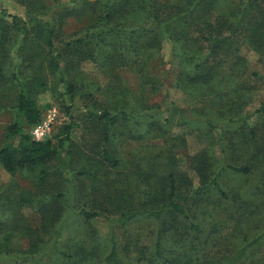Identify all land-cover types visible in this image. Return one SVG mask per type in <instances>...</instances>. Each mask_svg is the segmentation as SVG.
Instances as JSON below:
<instances>
[{
    "label": "trees",
    "instance_id": "obj_1",
    "mask_svg": "<svg viewBox=\"0 0 264 264\" xmlns=\"http://www.w3.org/2000/svg\"><path fill=\"white\" fill-rule=\"evenodd\" d=\"M20 1L25 5L26 18L0 10V109H10L15 114L14 121L5 129L0 166L12 173L35 174L37 191L20 193L15 200L19 205L35 208L41 221L38 226L20 222L9 228L7 216L0 217V262L36 259L48 264H264V255L254 253L256 248L253 249L264 239V231L252 239L243 233L240 243L224 242L220 236H214L219 233L218 224L210 223L206 233V223L191 214L185 203L191 199V193L199 199L201 188L214 186L225 195L217 176L210 178L214 165L204 154L195 160L198 173L205 181L204 187L195 188L192 184L189 190L180 192L177 186L180 179L171 172L159 192H144L139 206L124 209L119 214H113L100 194L105 196V191L109 192L105 180L108 187L116 185L109 176L115 169L120 171L123 165L113 144L115 137L126 143L143 138L152 141L155 135H164L167 126L172 127L175 121L174 102L166 101L164 111L162 103L152 106L150 102V95H155L166 82L155 74L165 64L161 55L164 40L172 42L171 61L177 59L175 75L170 81L175 87L190 92L200 87L209 88L222 77L235 82L230 91L236 95L226 100L228 94L219 100L209 96L210 110L199 107L192 114L194 121L225 130L232 123L248 121L255 111L264 112V100L256 110L242 112L245 91L241 79L246 67L243 68L245 58L237 52L240 47L237 36L240 35L246 39V44L264 55V11L261 10L260 15L251 14L253 6L246 3L240 7L238 18H229L217 11V0H70L72 6L54 12L57 6L64 4L58 3L52 8L44 0ZM67 20L81 24V28L65 31ZM85 61L96 62L105 73L120 67L131 69L138 78L137 91L123 86L121 78L120 84L114 86L111 80H105L104 84L89 78L81 71ZM49 74L59 75L71 105H77L82 95L85 97L82 121L89 126L91 134L74 140L71 131L76 117L72 114L71 120L75 118L63 128V136L57 142L50 137L38 141L31 132H25V124L33 127L42 119L37 97L48 89ZM100 91L107 95L105 105L93 100ZM218 105L220 120H216ZM167 109L172 112L166 114ZM239 128L236 125L228 130L239 132ZM249 130L240 140L243 146L256 148L248 163L231 164L224 160V167L243 174L264 172V124ZM188 179L187 175L183 176L185 185L192 182L191 179L187 182ZM78 181L82 182L79 186ZM102 182L104 188L100 186ZM77 192L83 199L93 195L91 202L74 208L69 198L76 197ZM115 192L109 193L111 201ZM257 199L253 204L242 201L246 206L244 214H238V220L245 215L254 216V221L256 217L264 219V199H260V194ZM168 215L172 218L167 219ZM100 216L109 220L113 231L138 216L155 220L159 227L154 250L148 254L144 245L138 256L126 260L120 257L118 238L114 234L110 253L100 260L94 258L95 253L85 240L69 248L62 245L66 225H71L78 217L84 223ZM174 219L187 223L188 237L175 226ZM171 228L179 237L175 247L165 237ZM204 232L203 237L199 235ZM48 235L50 238L46 239ZM130 245L132 242L127 241L124 246Z\"/></svg>",
    "mask_w": 264,
    "mask_h": 264
},
{
    "label": "rangeland",
    "instance_id": "obj_2",
    "mask_svg": "<svg viewBox=\"0 0 264 264\" xmlns=\"http://www.w3.org/2000/svg\"><path fill=\"white\" fill-rule=\"evenodd\" d=\"M44 1L52 8L58 3L64 4V6L61 5L62 7L58 4L59 6L54 9V12L64 7L72 6L70 0ZM246 3L248 5L251 3V6H253L251 14L259 13L261 10L264 11V0H217L216 9L218 12L229 16V18H238L240 7L245 6ZM218 4L220 10L218 9ZM237 5L240 6L234 8ZM2 9L7 13L19 14L23 18H26L27 15L25 5L20 0H0V10ZM8 18L10 19V17ZM64 25L65 31L67 30L68 32L81 28V24L72 23L70 20H67ZM237 39L240 41V47L237 52L245 58L243 68L246 67V73L241 79L244 84V88L242 89L245 91V107L242 112L245 113L259 108L261 102L264 100V55L257 53L251 46L246 44V39L242 36L238 35ZM172 47V42L164 40L161 55L165 64L157 69L155 74L166 82L155 95H150V102L152 106L162 103L164 108L162 111L167 107V102L168 104L174 102V105L177 107L174 116L175 121L172 127L170 125L167 126L169 133L168 130H165L164 135H155L156 138L152 141L143 138L132 143H126L120 140V138L116 139L115 137L113 144L116 145V151L122 157L123 165L120 171L115 169L116 171H112L109 176V178L111 177L116 182V185L108 187L105 180V188H108L109 192L105 191V196L104 193L100 194L103 200H105V204L111 206L113 214H119L124 209L127 210L128 208L139 206L141 201H143L144 192H159L171 172H174L176 178L180 179V184L177 181L180 192H186V189L189 190L192 184L195 188L201 185L204 187L205 181L201 179L195 166L197 156L204 154L214 165L212 169L214 173H211L210 178L212 179L217 176L220 182L219 186L224 190L225 195L223 196L221 191L214 186L208 189L201 188L199 199L198 195L193 196V193H191V199L185 202L190 207L191 214L198 221L206 223V233L209 230L210 223L218 224L219 233H215L214 236H220L219 239L221 238L224 242L235 241L236 243H240L242 242L241 235L243 233L248 234L249 238L252 239L264 231V219L260 220V218L256 217L254 221V216L252 215H245L242 220H238L237 217L239 213L244 214L246 205L242 201L246 200L247 203L253 204V200H259L257 199L259 194L260 199H264V172L257 170L251 174L239 173L229 167H224L223 161L241 165L248 163L250 154L256 148L253 145H251L252 147L243 146L240 141L241 136L243 137L242 134L244 133L248 134L250 127L264 124V112L261 110L255 111L248 118V121L241 120L238 123H232L225 130L219 126L211 128L207 123L194 121L192 114L199 107H206V110H210L207 104L209 96L213 100H219L222 96L225 97L228 94V97L224 99L226 100L236 95L230 91L235 82L225 81L222 77L218 81H214V84L209 88L200 87L192 89L190 92L189 90L185 91L183 88L175 87L170 83L174 78V70L177 67V59L171 61ZM235 57L231 59L235 60ZM81 71L89 78H96L104 84L105 80H111L113 86L115 83L117 85L120 84L119 78H121L123 86L128 85L129 89L133 92H136L139 86L137 75L129 68L120 67L113 72H111V69H108V72L105 73V69H102L96 62L85 61L81 64ZM48 76V89L39 93L37 97L38 105L43 112L42 118L48 117L51 119L48 137L57 142L63 136V128L75 117L74 122L76 124H74L75 126L71 131L74 140H79L85 134H91L89 126L82 121L83 113L81 114V110L85 109L83 107L85 97L82 95V99L78 98L77 105H71L65 93L64 83L60 80L59 75L49 74ZM241 76L242 74L238 75V78L240 79ZM116 80L117 82H115ZM243 92L240 91V93ZM93 100L97 101L98 104L105 105L107 95H105L104 91H100ZM219 107L218 105L216 120L221 119ZM171 112V109L166 110V114H170ZM71 114L75 116L72 120ZM14 119V111L0 109V147L5 143V129ZM194 123H199L200 125L198 126ZM243 123H245V126L242 127ZM236 125L237 127H241L239 128V132L228 130ZM31 129L32 127H28L25 124V132L26 130L31 132ZM120 130L123 131L121 127L119 128V133H121ZM17 141L18 138H16L15 142ZM184 175H187L191 179L192 182L189 185H185L183 181ZM34 178L35 174L30 172L18 171L12 173L0 166V217L5 218L7 216L8 223L10 224L9 228L18 226L20 222L31 223L34 226L40 225L41 217L36 209L19 205L15 200L20 193L32 194L37 191ZM189 179L187 182H189ZM102 183L100 186L104 188V182ZM80 184L82 182L78 181L77 185L79 186ZM90 184L91 181H87L88 190L90 189ZM110 192L111 195L115 192L113 194L114 200L112 201L109 198ZM92 196H89L88 199H83L81 194L77 192V196H71L72 199L69 198V201L74 208L79 209L87 206V202H91ZM129 199L133 201H129ZM171 218L172 216H167V219ZM81 221L82 218L78 217L71 225L64 227L61 236L64 247L69 248V246L79 243L80 240H85L90 251L95 253L94 258L101 259L103 255L106 257L110 253L112 248L111 239L114 234L118 238V252L121 258L126 260L134 259V257L139 255V251L142 250L141 247L144 245L148 249V254L154 250L159 225L153 219L138 216L135 220L128 223V225L115 228V231H113L109 220L104 216L97 217L89 222L85 221L83 223ZM174 223L175 226L180 228L183 235L189 236L186 222L174 219ZM205 232L199 235L203 237ZM165 237L167 241L169 240L172 247L177 246L176 240L179 237L176 236L173 228L168 231ZM49 238L50 235L46 236V239ZM16 240L17 237L14 241ZM216 240H218L217 237ZM127 241H131L132 245L125 247L124 245H126ZM255 248L254 253L264 255V239L253 247V249ZM0 264L48 263L44 260L33 259L19 263L2 261Z\"/></svg>",
    "mask_w": 264,
    "mask_h": 264
},
{
    "label": "built area",
    "instance_id": "obj_3",
    "mask_svg": "<svg viewBox=\"0 0 264 264\" xmlns=\"http://www.w3.org/2000/svg\"><path fill=\"white\" fill-rule=\"evenodd\" d=\"M52 114V113H50ZM51 119L44 117L31 129L33 139L41 141L48 137L50 132Z\"/></svg>",
    "mask_w": 264,
    "mask_h": 264
}]
</instances>
